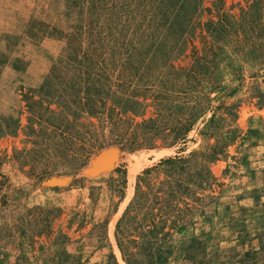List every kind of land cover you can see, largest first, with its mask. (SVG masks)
Wrapping results in <instances>:
<instances>
[{
  "label": "rangeland",
  "instance_id": "obj_1",
  "mask_svg": "<svg viewBox=\"0 0 264 264\" xmlns=\"http://www.w3.org/2000/svg\"><path fill=\"white\" fill-rule=\"evenodd\" d=\"M0 264H264V0H0Z\"/></svg>",
  "mask_w": 264,
  "mask_h": 264
},
{
  "label": "water",
  "instance_id": "obj_2",
  "mask_svg": "<svg viewBox=\"0 0 264 264\" xmlns=\"http://www.w3.org/2000/svg\"><path fill=\"white\" fill-rule=\"evenodd\" d=\"M113 159V153H109L106 152L105 154H103V156L100 158L99 162H98V166L99 167H105V166H109L111 160Z\"/></svg>",
  "mask_w": 264,
  "mask_h": 264
}]
</instances>
